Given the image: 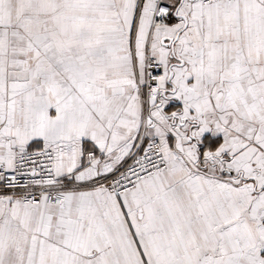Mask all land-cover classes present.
<instances>
[{"label": "snow or ice", "instance_id": "snow-or-ice-1", "mask_svg": "<svg viewBox=\"0 0 264 264\" xmlns=\"http://www.w3.org/2000/svg\"><path fill=\"white\" fill-rule=\"evenodd\" d=\"M0 264H264V0H0Z\"/></svg>", "mask_w": 264, "mask_h": 264}]
</instances>
